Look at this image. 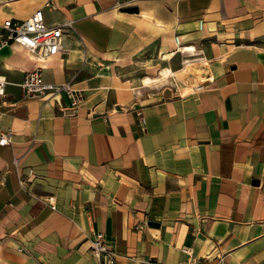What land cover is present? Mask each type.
Instances as JSON below:
<instances>
[{"label":"crops","instance_id":"1","mask_svg":"<svg viewBox=\"0 0 264 264\" xmlns=\"http://www.w3.org/2000/svg\"><path fill=\"white\" fill-rule=\"evenodd\" d=\"M38 9L71 28L0 50V264H97L95 232L118 264H264V0H0V23ZM193 57L205 84L144 83ZM36 69L74 116L21 99Z\"/></svg>","mask_w":264,"mask_h":264},{"label":"built area","instance_id":"2","mask_svg":"<svg viewBox=\"0 0 264 264\" xmlns=\"http://www.w3.org/2000/svg\"><path fill=\"white\" fill-rule=\"evenodd\" d=\"M69 28H71L70 21L54 27L46 26L42 10L38 9L23 21L5 20L0 23V50L6 46L17 45L36 55L39 59L65 53L66 50L62 45L63 31ZM175 41L179 45L177 38ZM5 85V77L0 72V98L4 96ZM19 86L23 101L50 99L64 94L69 102L68 107L64 108L63 111V114L67 116H74L84 100L81 91L73 89L68 83L53 84L46 82L40 69L27 72ZM11 142V134L0 129V146L10 145ZM89 250L97 264H118L114 259L113 251L101 232L92 233ZM185 252L189 258L183 264H198L191 257L190 250H185Z\"/></svg>","mask_w":264,"mask_h":264},{"label":"bare ground","instance_id":"3","mask_svg":"<svg viewBox=\"0 0 264 264\" xmlns=\"http://www.w3.org/2000/svg\"><path fill=\"white\" fill-rule=\"evenodd\" d=\"M187 50H192V48L189 47ZM205 64L206 63H205V61H204L203 58L195 59V60H192V61H186L183 64V69H180V71H178L177 73L172 72L170 69H165V70H163L161 72L159 78H157V79L146 78L144 80V83L145 84H150L151 82H158V81L164 83L165 79H167L171 75L172 76L173 75L180 76V75H183L185 71H188V72L190 71V73L193 75L192 83L191 84H193L194 86H201V85L205 84L206 82H208L210 80V78H211V76L207 77L206 74L204 75L199 70V68H201ZM181 77L182 76H180V79H181ZM181 82H182V80H181ZM188 84H189V82H188Z\"/></svg>","mask_w":264,"mask_h":264},{"label":"rangeland","instance_id":"4","mask_svg":"<svg viewBox=\"0 0 264 264\" xmlns=\"http://www.w3.org/2000/svg\"><path fill=\"white\" fill-rule=\"evenodd\" d=\"M195 58L196 57H193L192 59H195ZM143 69H145V70H143L142 73H141V75H139V76H141L140 78H144L145 76H155L157 74L158 70H159V69H157V70H148L147 67H145ZM180 69H183V65L182 64H180L175 70H180ZM199 70L204 75L206 74L205 68L203 66H202V68H199ZM145 71H146V73H143ZM185 72H184L183 75H180V76H182L181 79H180V76H178L179 77V80L176 79V78L173 79V89L176 90V91H178V92H185L189 88L194 87L193 84H191L192 83L193 75L190 73V71L189 72L188 71H185ZM172 78L173 77H169V79H167V80L165 79L164 85L165 84H168V83H171ZM181 80H182V82H181ZM188 82H189V84H188ZM144 87L151 88L152 86L151 85H147V86L145 85ZM185 88H187V89H185Z\"/></svg>","mask_w":264,"mask_h":264},{"label":"water","instance_id":"5","mask_svg":"<svg viewBox=\"0 0 264 264\" xmlns=\"http://www.w3.org/2000/svg\"><path fill=\"white\" fill-rule=\"evenodd\" d=\"M150 226H154V225H156V223H153V222H149L148 223Z\"/></svg>","mask_w":264,"mask_h":264}]
</instances>
